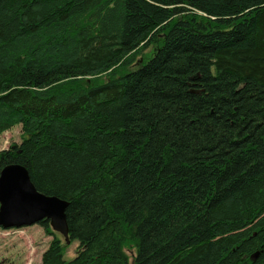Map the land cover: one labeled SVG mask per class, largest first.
<instances>
[{
	"label": "trees",
	"instance_id": "16d2710c",
	"mask_svg": "<svg viewBox=\"0 0 264 264\" xmlns=\"http://www.w3.org/2000/svg\"><path fill=\"white\" fill-rule=\"evenodd\" d=\"M16 124L78 243L41 264H264V0H0Z\"/></svg>",
	"mask_w": 264,
	"mask_h": 264
},
{
	"label": "water",
	"instance_id": "95a60500",
	"mask_svg": "<svg viewBox=\"0 0 264 264\" xmlns=\"http://www.w3.org/2000/svg\"><path fill=\"white\" fill-rule=\"evenodd\" d=\"M67 206L66 200L38 191L23 165L11 163L0 169V228H21L46 219L69 244Z\"/></svg>",
	"mask_w": 264,
	"mask_h": 264
},
{
	"label": "rangeland",
	"instance_id": "374dc122",
	"mask_svg": "<svg viewBox=\"0 0 264 264\" xmlns=\"http://www.w3.org/2000/svg\"><path fill=\"white\" fill-rule=\"evenodd\" d=\"M21 126L16 124L11 129L0 134V150L7 148L21 139ZM256 152L255 161L251 162L253 171L264 164V155L260 156L261 149ZM251 170V171H252ZM249 171V172H251ZM52 231V230H51ZM53 235L47 233L39 224L21 228H0V264H41V255L48 246ZM65 260L74 257L77 249V241L66 244L64 239ZM130 254V252H128Z\"/></svg>",
	"mask_w": 264,
	"mask_h": 264
}]
</instances>
